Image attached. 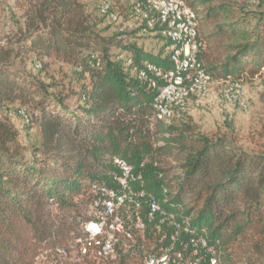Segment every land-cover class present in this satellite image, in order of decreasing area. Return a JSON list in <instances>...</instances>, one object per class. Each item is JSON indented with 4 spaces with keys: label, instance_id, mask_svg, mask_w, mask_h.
Returning <instances> with one entry per match:
<instances>
[{
    "label": "trees",
    "instance_id": "trees-1",
    "mask_svg": "<svg viewBox=\"0 0 264 264\" xmlns=\"http://www.w3.org/2000/svg\"><path fill=\"white\" fill-rule=\"evenodd\" d=\"M129 1L147 11V0ZM214 1L184 0L197 13L198 39L205 44L197 60L214 79L242 83L263 76L264 13L219 17L225 6ZM27 2L24 27L0 46V114L11 113L13 101L33 103L40 139L33 152L38 156L27 158L14 126L0 120V264L55 257L83 219L74 199L82 201L93 183L113 186L116 157L132 166L131 186L182 209L210 242L219 243L228 264H254L251 255L264 252V145L246 149L227 136L195 135L172 118H156L163 79L144 64L173 68L162 25L155 21L153 30L166 52L152 54L103 35L82 0ZM27 56L70 65L78 102L67 104V94L13 67ZM138 174L141 180H135Z\"/></svg>",
    "mask_w": 264,
    "mask_h": 264
},
{
    "label": "built area",
    "instance_id": "built-area-1",
    "mask_svg": "<svg viewBox=\"0 0 264 264\" xmlns=\"http://www.w3.org/2000/svg\"><path fill=\"white\" fill-rule=\"evenodd\" d=\"M141 10L140 4H136ZM148 22H159L160 33L172 43L173 68L163 70L146 62V69L163 79L154 100L156 118L169 121L174 109L191 94L203 91L212 78L197 60L204 48L197 35V13L184 0H147ZM147 16L146 14H144ZM139 77L152 86L156 82L145 71ZM226 97L229 103L246 109L241 98V81L229 78ZM17 114L28 123L29 114L20 108ZM112 164L119 170L112 176L113 186L93 183L82 202L86 206L79 227L67 244L55 248L56 256L36 257L34 264H228L217 242H210L205 229L192 224L182 209L172 210L129 181L133 168L122 158ZM138 174L135 180H141Z\"/></svg>",
    "mask_w": 264,
    "mask_h": 264
},
{
    "label": "rangeland",
    "instance_id": "rangeland-1",
    "mask_svg": "<svg viewBox=\"0 0 264 264\" xmlns=\"http://www.w3.org/2000/svg\"><path fill=\"white\" fill-rule=\"evenodd\" d=\"M84 10L89 19L96 24L103 35L119 36L127 44L157 54L163 51V41L153 30L154 22L149 23L150 14L137 8L129 0H82ZM225 6V11L219 17L227 15L234 18L248 15L253 19L259 13H264V0H216ZM28 8L27 0H0V46H8L15 40L20 29L24 27L25 13ZM146 14L147 16H145ZM117 52L118 49H112ZM166 52L164 49L163 53ZM14 68H24L38 76L50 89L67 94V104L75 105L78 100L75 93L78 84L72 79V67L54 58L25 57L13 62ZM209 84L206 89L191 94L183 104L174 109L172 120L181 127L186 126L189 132L195 135L208 137L227 136L246 149H258L264 145V75L254 79H245L241 83V98L246 106L229 103L226 97L227 84L220 79ZM10 112L0 114V120H7L17 131V143L27 158L33 155L39 144V133L34 119V104L25 105L19 101L10 103ZM23 108L31 116L26 123L17 110ZM6 116V117H5ZM170 166V174L175 171ZM74 202L80 215L86 214V206L75 198ZM250 261L254 264H264V252L251 255ZM232 257L236 258L235 255ZM243 257V256H241ZM236 264H244L241 259Z\"/></svg>",
    "mask_w": 264,
    "mask_h": 264
},
{
    "label": "crops",
    "instance_id": "crops-1",
    "mask_svg": "<svg viewBox=\"0 0 264 264\" xmlns=\"http://www.w3.org/2000/svg\"><path fill=\"white\" fill-rule=\"evenodd\" d=\"M254 79V78H253Z\"/></svg>",
    "mask_w": 264,
    "mask_h": 264
}]
</instances>
